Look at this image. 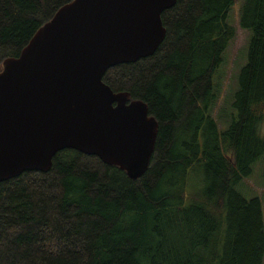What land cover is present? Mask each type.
Here are the masks:
<instances>
[{
  "label": "trees",
  "instance_id": "1",
  "mask_svg": "<svg viewBox=\"0 0 264 264\" xmlns=\"http://www.w3.org/2000/svg\"><path fill=\"white\" fill-rule=\"evenodd\" d=\"M71 1L0 0V70ZM234 3L177 0L162 13L157 51L104 74L158 120L143 175L65 148L49 171L0 182V264H264L262 203L234 187L264 154V0H242L240 23L252 36L237 115L223 131L210 115ZM200 173L205 189L189 190Z\"/></svg>",
  "mask_w": 264,
  "mask_h": 264
},
{
  "label": "water",
  "instance_id": "2",
  "mask_svg": "<svg viewBox=\"0 0 264 264\" xmlns=\"http://www.w3.org/2000/svg\"><path fill=\"white\" fill-rule=\"evenodd\" d=\"M177 0H73L0 70V182L47 172L73 148L139 178L159 123L148 104L104 80L115 65L153 55Z\"/></svg>",
  "mask_w": 264,
  "mask_h": 264
},
{
  "label": "rangeland",
  "instance_id": "3",
  "mask_svg": "<svg viewBox=\"0 0 264 264\" xmlns=\"http://www.w3.org/2000/svg\"><path fill=\"white\" fill-rule=\"evenodd\" d=\"M242 0H235L227 16V24L235 29L233 38L222 54V62L213 75L214 91L216 94L211 105L210 115L215 119L218 130L230 127L237 115L235 106L236 93L240 87V75L248 61V49L252 36L249 28L240 23ZM208 129L203 127V130ZM259 132L264 137V118L259 124ZM204 138H201L202 142ZM206 187L205 176L194 174L190 176L189 190L200 191ZM235 189L247 198L258 197L262 203L264 215V154L256 159L247 174L235 184Z\"/></svg>",
  "mask_w": 264,
  "mask_h": 264
}]
</instances>
